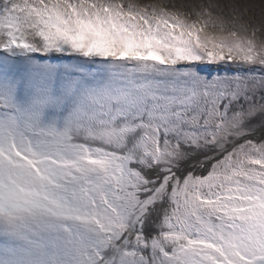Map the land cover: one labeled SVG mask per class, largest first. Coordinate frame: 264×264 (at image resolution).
I'll list each match as a JSON object with an SVG mask.
<instances>
[{
	"label": "snow or ice",
	"instance_id": "snow-or-ice-1",
	"mask_svg": "<svg viewBox=\"0 0 264 264\" xmlns=\"http://www.w3.org/2000/svg\"><path fill=\"white\" fill-rule=\"evenodd\" d=\"M215 8L0 0V264H264V20Z\"/></svg>",
	"mask_w": 264,
	"mask_h": 264
},
{
	"label": "rangeland",
	"instance_id": "rangeland-1",
	"mask_svg": "<svg viewBox=\"0 0 264 264\" xmlns=\"http://www.w3.org/2000/svg\"><path fill=\"white\" fill-rule=\"evenodd\" d=\"M134 3H167L187 9L188 5L213 4L215 13L229 18H242L252 24L264 20V0H132Z\"/></svg>",
	"mask_w": 264,
	"mask_h": 264
}]
</instances>
